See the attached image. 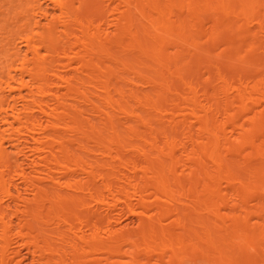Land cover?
I'll return each mask as SVG.
<instances>
[{"label": "bare ground", "instance_id": "bare-ground-1", "mask_svg": "<svg viewBox=\"0 0 264 264\" xmlns=\"http://www.w3.org/2000/svg\"><path fill=\"white\" fill-rule=\"evenodd\" d=\"M20 249L264 264V0H0V264Z\"/></svg>", "mask_w": 264, "mask_h": 264}, {"label": "rangeland", "instance_id": "rangeland-1", "mask_svg": "<svg viewBox=\"0 0 264 264\" xmlns=\"http://www.w3.org/2000/svg\"><path fill=\"white\" fill-rule=\"evenodd\" d=\"M24 251H25L24 249H20V253L22 252V253L20 254V256H23V257H22V261H23L22 264H24V262H25V264H29V263H28V258H27L26 256H24V255H25V252H24ZM25 257H26V258H25ZM24 258H25V259H24Z\"/></svg>", "mask_w": 264, "mask_h": 264}]
</instances>
